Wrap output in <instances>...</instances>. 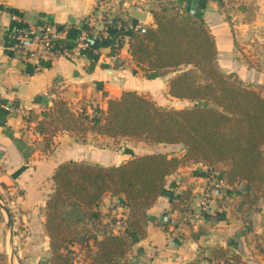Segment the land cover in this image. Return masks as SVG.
<instances>
[{
  "label": "trees",
  "instance_id": "16d2710c",
  "mask_svg": "<svg viewBox=\"0 0 264 264\" xmlns=\"http://www.w3.org/2000/svg\"><path fill=\"white\" fill-rule=\"evenodd\" d=\"M222 5L223 0H218ZM152 22L130 32L128 50L136 67L152 74L175 70L168 78L171 96L187 98L180 107L158 103L150 95L125 89L110 96L106 106L53 99L35 130L48 147L56 132L86 135L93 132L118 139L148 143H181L182 151L150 150L135 153L110 165L65 160L55 167L53 186L45 200L43 225L48 235L50 264H113L145 233L147 209L163 191L168 175L194 161L215 170L229 184L226 191L240 196L237 209H247L264 186V85L244 82L235 73L221 70L214 34L204 18L168 2L150 9ZM27 157L25 140L13 137ZM122 199L125 216L116 229L101 222L99 207L105 193ZM189 191L183 188L182 195ZM247 206H244L245 204ZM0 209V220H3ZM96 225L87 233V223ZM81 228V229H80ZM82 228H85L82 230ZM92 241V243L90 242ZM184 264H248L238 253L221 245Z\"/></svg>",
  "mask_w": 264,
  "mask_h": 264
},
{
  "label": "crops",
  "instance_id": "0c3cea01",
  "mask_svg": "<svg viewBox=\"0 0 264 264\" xmlns=\"http://www.w3.org/2000/svg\"><path fill=\"white\" fill-rule=\"evenodd\" d=\"M95 2L96 0H0V190L7 188L11 192L15 187L21 188L23 193L16 200H21L20 206L25 209L32 210L37 201L45 204L46 195L39 187L43 176L41 165L46 163L53 169L58 163L70 160L59 158V155L57 157L47 155L46 158L37 159L34 157L36 151L32 148L25 157L13 138L24 139L25 148L31 144L34 146L35 142L44 145L43 138L35 130V126L37 119L45 115L54 98L61 96L76 104L86 101L92 104L98 103L103 107L106 106L108 97L118 96L125 89H135L148 94L160 104H166L168 97L173 100L177 98L167 91V81L172 71L152 74L137 67L136 71L133 70L135 64L128 50V42L123 45L115 58L110 56L106 44L92 56L83 55L73 58L58 55L51 61H37L35 58L24 60L18 55L16 45L9 34L13 24L12 12L20 14L25 21L33 24L50 22L53 28L58 29L59 36L69 38L83 26V19L93 10ZM175 2L180 5L179 7L193 8L195 14L204 18L215 37L217 62L220 54L225 57L223 61L227 69L224 72H233L244 82L264 85L262 79L248 77L249 73L264 75V63L257 58L258 63L254 61L251 63L253 65H249L244 58H241L236 47L237 36L232 30V27L240 24L249 25L248 21L242 23L243 10L247 8H252L255 12L254 18L250 21L251 25L259 23L260 28L264 27V0H240L235 10L226 14L224 11L226 3L221 5L218 0H175ZM142 12L146 15L142 16ZM128 13L132 18L146 23L152 22V16L146 9L132 5L128 8ZM232 21L234 24L231 23ZM99 136L114 140L109 136ZM59 137L57 154L58 151L62 152L63 147L71 145L69 139L72 135L69 136L65 132ZM129 156L131 155H126L114 163L98 160L94 163L116 164ZM206 171L207 165L190 161L171 172L163 191L147 209L144 235L129 247L121 260L113 264H184L200 256L197 253L198 247L204 246L208 250V247L217 244L238 253L248 264H264V254L256 248L255 239L252 240V233L258 236V233L264 229V186L263 192L247 209L245 215H242L236 207L240 196L228 192L225 197L209 200L211 209L207 213L210 215L196 218V221L201 223L199 228H192L191 223L175 228L176 232L173 233L182 235L178 238V236L172 237L160 227L161 214L172 205V200L176 199L186 185L198 186ZM104 200L106 197L99 207ZM120 204L124 216L125 206L122 199ZM247 205L246 203L244 206ZM214 210L218 215L212 216L213 213L215 214ZM241 231L246 234L240 238ZM2 233L3 230L0 228V252L4 242ZM14 236L15 232L11 236L12 243L15 242ZM9 239L8 231L5 242L6 240L10 242ZM205 254L208 252L203 253ZM204 262L205 259L201 258L200 264H205Z\"/></svg>",
  "mask_w": 264,
  "mask_h": 264
},
{
  "label": "rangeland",
  "instance_id": "374dc122",
  "mask_svg": "<svg viewBox=\"0 0 264 264\" xmlns=\"http://www.w3.org/2000/svg\"><path fill=\"white\" fill-rule=\"evenodd\" d=\"M168 1H170L171 4L175 5L176 7L180 6L175 2V0H165L164 2H168ZM239 1L240 0H236V1L223 0L222 4L223 5L225 3L227 4V6L225 4V8H226L224 10L225 14L228 11L233 12V10H235L236 4ZM242 4L243 3L241 2L240 5ZM154 5L155 4H152L151 7H153ZM180 8H182V10H185V8L182 6ZM245 10H243L244 14L242 16L243 18L242 23H246V21H248L249 25L240 24L237 27H232L235 36H237L236 47L239 49V55L241 56V58H244V60L247 61L249 65H253L251 63L256 61L257 58L259 60H262V63H264V27L260 28L259 23L256 24L253 23L251 25L250 21L252 18H254L253 15L255 14V12L252 8H247ZM247 10L249 11L248 13ZM144 15L146 14L142 12V16ZM227 16H229L230 18V15L227 14ZM231 23H233V21ZM234 28L236 29L235 31ZM223 59H225V57H222V55L220 54L218 58V64L221 67V69L225 71L227 69V66L225 65ZM256 62L258 63V61ZM258 65L260 66L261 63H259ZM166 71H172L171 73L172 75L175 70L165 69L164 72ZM251 76L256 77L257 79H262V81H264V75L262 73H249L248 77ZM168 100L165 101L166 104H162V105L180 107V106L193 104L192 100L186 98L185 99L176 98L175 100H173L171 97H168ZM63 133L65 132L63 131L56 132L54 141L50 145H48V147L42 145V143L40 142L39 143L35 142L34 146L31 144V146H28L25 149L26 151H31L30 150L31 148L34 149L36 151L34 157H37V159L46 158L47 155H56V157L59 155L60 156L59 158H63V159L69 158L75 160L77 159L86 162L91 161L90 163L97 162V160L105 163H114L120 161L122 158L126 157V155H133L135 153L145 152L148 150L150 151L155 149L170 150L179 153L182 151L181 143L157 144V143H148L146 141L137 140V139H128L126 137H119L118 139L116 138L112 140L99 136L93 132H88L84 136L79 134L76 136L73 135L69 139L71 141V145L63 147L62 152L58 151L57 154L56 153L57 146L59 145L60 142L59 135ZM54 168L52 169L51 166H48V164L46 163H44L40 167V169L43 171V176L41 179L42 184H40L39 187L43 189V193L46 195L44 197L45 199L47 198L48 193L51 191L53 186V180L50 174L52 175ZM22 193L23 190L19 187H15L11 192H9V189L7 188H5V190H0L1 202L9 208L11 214V220L13 224V232H15V236H14L15 242L10 243L7 242V240L5 242L6 234H8L9 226L6 223L7 222L6 212L4 209L0 207L4 215L3 220H0V228H2L3 230L2 240L4 241L2 242L3 247H2V251L0 252V264H47V262L50 264V260H49L50 247L48 245V235L46 234L45 228L43 227L45 204L44 202L42 203L41 201H37V203H35V206H33L34 208L32 210L25 209L23 206H20L21 200L20 201L16 200V198ZM109 195L113 199H111ZM116 196L117 195H113L110 192L105 193L103 198L106 197V200L102 202V205L100 207L101 216H102L101 222L102 223L106 222L107 224L113 226L115 230L119 229L122 226L121 221L125 216V215L123 216L122 214L123 207H121L120 204L121 199L118 196L117 198ZM198 197L199 195L195 196L196 199H198ZM208 208L211 209V206L209 205ZM216 214L217 212L215 211V214L213 213L212 216H216ZM206 215H210V214H208L207 211H204L203 217H206ZM118 218H120L121 221L120 220L118 221ZM196 218L197 217H194L193 221L190 224L192 228H199V226H201V223H199V221H196ZM85 228L89 229L87 233H91L94 232V230L96 229V225L89 222L87 223V225H85ZM85 228H82V230H84ZM242 229L248 230L249 228H242ZM196 232L197 231H194V233ZM245 234L244 232H242L240 233L239 237L241 238ZM253 239H255L256 248L262 251V253L264 254V246H262V244H264V229L260 233H258V236L256 233L254 234L252 233V240ZM90 242L92 243L91 240ZM197 250H199V252L197 253L200 256H202L203 253L208 252V250H206V247L204 246L198 247ZM201 258L202 260H204L203 257ZM83 259H84V250L82 249V251L76 254L75 264H80ZM204 263L208 264V261L205 259Z\"/></svg>",
  "mask_w": 264,
  "mask_h": 264
},
{
  "label": "built area",
  "instance_id": "2783aa9c",
  "mask_svg": "<svg viewBox=\"0 0 264 264\" xmlns=\"http://www.w3.org/2000/svg\"><path fill=\"white\" fill-rule=\"evenodd\" d=\"M164 1L96 0L93 10L83 19V26L69 38L59 36L58 29L53 28L50 22L33 24L25 21L20 14L12 12L13 24L9 34L16 45L18 55L24 60L35 58L37 61H51L58 55L73 58L83 55L92 56L96 55L104 44L109 48L110 56L115 58L123 45L128 42L130 32L141 30L148 24L132 18L128 8L133 5L150 12L152 4ZM185 10L191 14L195 13L193 8H185ZM241 183L236 182L231 185L217 171L207 170L198 186L186 185L188 195H182L177 206L171 205L161 214L160 227L172 237H177L178 235L173 233L176 232L175 228L189 225L194 217L209 211L211 198L225 197L228 189L233 186L239 187ZM196 195H199L198 199H195Z\"/></svg>",
  "mask_w": 264,
  "mask_h": 264
},
{
  "label": "water",
  "instance_id": "95a60500",
  "mask_svg": "<svg viewBox=\"0 0 264 264\" xmlns=\"http://www.w3.org/2000/svg\"><path fill=\"white\" fill-rule=\"evenodd\" d=\"M0 207L2 209H4L5 212H6V216H7V222L6 223L9 226V228H8L9 236H10L9 241L11 243V236H12V233H13V224H12V220H11V214H10L9 208L1 202V199H0ZM240 233H242V232H240Z\"/></svg>",
  "mask_w": 264,
  "mask_h": 264
}]
</instances>
